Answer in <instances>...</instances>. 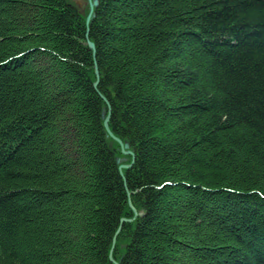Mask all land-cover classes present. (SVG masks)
<instances>
[{"label": "trees", "instance_id": "16d2710c", "mask_svg": "<svg viewBox=\"0 0 264 264\" xmlns=\"http://www.w3.org/2000/svg\"><path fill=\"white\" fill-rule=\"evenodd\" d=\"M89 12L0 0V264H264V0Z\"/></svg>", "mask_w": 264, "mask_h": 264}, {"label": "water", "instance_id": "95a60500", "mask_svg": "<svg viewBox=\"0 0 264 264\" xmlns=\"http://www.w3.org/2000/svg\"><path fill=\"white\" fill-rule=\"evenodd\" d=\"M88 3H89V6H90V12H89V14H88V16H87V24H89V22H90V20H91V17H92V14H93V11H94V8H95V6H97L98 5V0H88ZM83 7H85V5H83ZM88 30H89V28H88ZM87 35H88V31H87ZM88 46H89V48L90 49H92V51H93V53H94V65H95V75H96V80L94 81V83H93V86L97 89V91H98V83H99V79H100V72H99V68H98V65H97V62H96V56H95V52H96V46H95V43L94 42H92L90 39H88ZM98 93H99V95L103 98V100L107 103V107H108V111H109V115H108V117H106L105 118V120H104V126H105V128H106V130H107V133H108V135L109 136H111L114 140H116L120 145H121V148H122V153L124 154V155H131V157H132V162L131 163H120V166H119V169H120V172H121V174H122V176H123V178H124V180H125V183H126V179H125V175H124V173H123V169H128V168H130V167H132V165L134 164V161H135V154H134V152L131 150V149H129L130 147H129V144L128 143H124L123 142V140L122 139H120L118 136H116L112 131H111V129H110V127H109V121H110V118H111V109H112V107H111V104H110V102L108 101V99L101 93V92H99L98 91ZM126 189H127V191H128V188H127V185H126ZM129 192V191H128ZM129 194V193H128ZM130 195V194H129ZM129 203H130V207L132 208V210L134 211V218H132V219H130V218H122L121 219V225H120V227H119V229H118V231H117V234L120 232V230H121V228H122V225H123V223H125V222H131V221H133L137 216H139V215H141V214H143V213H139L138 211H137V209L134 207V205L131 203V200H129ZM115 239H114V245H115ZM114 245H113V247H114ZM110 259L115 263V264H119V262H117V261H115L114 259H113V257H112V251H111V253H110Z\"/></svg>", "mask_w": 264, "mask_h": 264}, {"label": "bare ground", "instance_id": "6f19581e", "mask_svg": "<svg viewBox=\"0 0 264 264\" xmlns=\"http://www.w3.org/2000/svg\"><path fill=\"white\" fill-rule=\"evenodd\" d=\"M87 44H88V40H87ZM106 104H107V103H106ZM108 115H109V111H108V114H107L106 117H108ZM106 117H105V118H106ZM109 127H110V121H109ZM106 131H107V130H106ZM111 131H112V130H111ZM112 132H113V131H112ZM129 149H130V148H129ZM121 151H122V148H121ZM118 162L121 163L120 160H118ZM123 173H124V172H123ZM121 175H122V174H121ZM128 193H129V192H127V195H128V197H129V200H130V195H129L130 193H129V194H128Z\"/></svg>", "mask_w": 264, "mask_h": 264}]
</instances>
